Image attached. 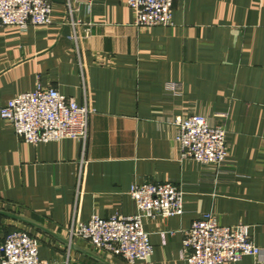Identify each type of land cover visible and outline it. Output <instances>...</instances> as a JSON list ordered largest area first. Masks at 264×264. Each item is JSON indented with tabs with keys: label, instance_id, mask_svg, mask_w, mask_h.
<instances>
[{
	"label": "crops",
	"instance_id": "1",
	"mask_svg": "<svg viewBox=\"0 0 264 264\" xmlns=\"http://www.w3.org/2000/svg\"><path fill=\"white\" fill-rule=\"evenodd\" d=\"M66 1L54 0L49 26H0V106L57 87L94 110L89 136L30 144L0 116V242L22 228L51 264H129L79 237L68 250L67 229L132 215L134 183L171 181L184 212L144 218L148 264H189L184 230L206 213L250 225L263 249L222 264H264V0H179L172 25L151 27L126 0H80L74 27ZM192 113L228 130L223 166L179 157L174 122Z\"/></svg>",
	"mask_w": 264,
	"mask_h": 264
},
{
	"label": "built area",
	"instance_id": "2",
	"mask_svg": "<svg viewBox=\"0 0 264 264\" xmlns=\"http://www.w3.org/2000/svg\"><path fill=\"white\" fill-rule=\"evenodd\" d=\"M86 3L92 0H84ZM135 10V24L143 27L173 24L174 3L179 0H126ZM54 0H0V26L29 25L46 27L53 23ZM80 0H67L69 21L75 27L74 14ZM74 38H78L74 32ZM85 87V85H84ZM93 109L79 104L57 87L38 84L0 106V116L27 143L77 138L84 144L89 136ZM175 140L182 160H194L206 166L220 167L229 160L228 130L213 125L206 114L192 113L175 120ZM137 212L120 213L109 218L93 214L87 222L74 221L67 229L68 250L73 238L86 239L100 252L123 257L129 264H148L154 252L144 218H168L184 212V191L171 181L134 183L129 191ZM171 231L162 232L165 242ZM40 240L25 229L9 232L0 242V264H51L40 258ZM250 225H222L212 213L195 219L184 230L182 258L189 264L238 262L245 256L260 255Z\"/></svg>",
	"mask_w": 264,
	"mask_h": 264
}]
</instances>
